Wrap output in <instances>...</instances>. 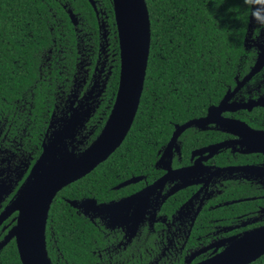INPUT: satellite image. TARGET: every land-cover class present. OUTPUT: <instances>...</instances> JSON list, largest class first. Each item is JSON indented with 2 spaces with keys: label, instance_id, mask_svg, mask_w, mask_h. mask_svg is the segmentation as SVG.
<instances>
[{
  "label": "flooded vegetation",
  "instance_id": "af4514ba",
  "mask_svg": "<svg viewBox=\"0 0 264 264\" xmlns=\"http://www.w3.org/2000/svg\"><path fill=\"white\" fill-rule=\"evenodd\" d=\"M95 3L99 12L97 16L94 11L99 39L96 57L93 61L94 52H85L86 44L76 45L77 60L71 85L60 106L55 105L50 114L41 151L30 163L21 150L22 143L15 144L13 149L0 148V185L5 182L10 187L0 202V211L42 153L43 143L60 139L53 146L55 150L64 143L78 156L89 148L106 123L118 86L117 81L113 95L106 99L107 86L113 75L114 53H110L109 44L114 33L110 31L108 16L100 1L95 0ZM63 8L66 9L65 4ZM256 17L257 21H253L255 15L251 20L252 30L245 41L246 47L255 49L253 62L238 67L232 76L233 82H225L222 93L216 91L214 98L201 104L203 109L199 115L190 118L201 121L182 130L176 143L165 150L175 125L190 119L174 125L169 138L156 150L154 170L140 174H133L131 170L124 177L118 176L110 186L109 196L103 199L90 195L62 196V193L56 197L70 183L52 199L50 207L60 199L69 205L68 210L86 222V227L82 226L77 233L78 237L81 232L87 242L86 252L81 253V259L86 263L198 264L220 253L245 233L264 227V63H255L260 51L257 43L264 44V29L254 33L262 20ZM102 23L106 38L101 31ZM77 25L74 26L76 33L80 30ZM84 37L85 33L79 40ZM105 100L109 104L105 106L109 107L108 112L105 116L102 113L95 116ZM62 103L66 104L62 106ZM87 108L89 112L85 115ZM71 113L84 116L73 136L69 137L66 135L71 132L64 133L63 128ZM98 123L100 128L96 137L84 146ZM134 177L140 178L125 183ZM144 190L146 192L140 195ZM87 199H94L98 205H115L109 212L103 209L85 213L81 208L85 201L75 206L70 203ZM16 214L11 213L1 223L0 241L14 225ZM77 229L78 226L71 225L65 233L73 236ZM90 230L94 235L85 233ZM58 237L54 226L47 225L46 221V250L51 263L73 264L70 256L64 253L66 242L59 241ZM11 240L14 238L7 243ZM247 264H264V253Z\"/></svg>",
  "mask_w": 264,
  "mask_h": 264
},
{
  "label": "trees",
  "instance_id": "16d2710c",
  "mask_svg": "<svg viewBox=\"0 0 264 264\" xmlns=\"http://www.w3.org/2000/svg\"><path fill=\"white\" fill-rule=\"evenodd\" d=\"M99 1L114 33L109 44L114 55L107 99L117 86L119 49L111 0ZM256 1L145 0L150 47L134 121L105 161L56 197L62 193L103 199L109 196L118 176L124 177L131 170L133 174L154 170L156 150L169 138L174 125L199 115L202 103L214 98L216 91L221 94L225 82H233L238 67L253 62L255 49L246 47L245 39L252 30L248 26L251 16L255 15L254 22L258 20L253 9ZM63 4L78 17L77 33ZM261 18L254 33L264 29ZM97 25L88 0H0V148L13 149L22 143L21 150L30 163L37 157L50 114L69 91L77 60L76 45L86 44L85 52H94L93 61L96 57ZM84 33V40H79ZM176 69H180L178 75H174ZM162 81L165 86H161ZM106 105L107 100L95 116H105L109 109ZM99 128L98 123L84 146L96 137ZM58 201L49 209L47 225H53L58 240L66 242L64 253L73 264H88L81 259L86 239L81 232L77 237L86 222L68 210L69 205ZM71 225L78 226L73 236L65 233ZM85 233L94 235L91 230ZM0 264H21L14 240L1 249Z\"/></svg>",
  "mask_w": 264,
  "mask_h": 264
},
{
  "label": "water",
  "instance_id": "95a60500",
  "mask_svg": "<svg viewBox=\"0 0 264 264\" xmlns=\"http://www.w3.org/2000/svg\"><path fill=\"white\" fill-rule=\"evenodd\" d=\"M88 2L98 16L95 0ZM111 2L119 49V80L115 100L103 129L89 148L78 156H75L64 143L55 150L56 147L53 146L60 142V139H54L48 144L43 143L42 153L14 196L0 211V225L11 213H17L14 225L0 241V248L14 238L21 264H52L47 254L45 239V225L52 199L63 187L86 175L107 158L122 143L134 121L144 86L150 47L149 13L145 0H111ZM253 9L256 13L258 7L254 6ZM66 10L72 24L76 26L78 24L76 13L70 7ZM252 19L253 16L248 26L251 25ZM101 28L106 38L104 23L101 24ZM248 39L246 37L245 41L247 42ZM257 46L260 51L255 60L256 65L264 63V44L257 43ZM226 98L227 96L223 97V101ZM88 110L89 108L84 111L85 115L88 114ZM83 116H79L78 113L70 114L63 130L64 133L70 131L71 134L66 136H73ZM199 119L176 124L165 150L176 143V138L182 130L201 121ZM139 178H130L125 183L137 181ZM9 188V184L2 182L0 202L3 196L9 193ZM145 192L146 190L140 195ZM84 201H89L95 208L104 209L106 212L115 205H98L94 199L80 202L73 200L70 203L75 206ZM263 253L264 227L258 231L245 233L220 253L198 264H247Z\"/></svg>",
  "mask_w": 264,
  "mask_h": 264
},
{
  "label": "snow or ice",
  "instance_id": "6c2138e0",
  "mask_svg": "<svg viewBox=\"0 0 264 264\" xmlns=\"http://www.w3.org/2000/svg\"><path fill=\"white\" fill-rule=\"evenodd\" d=\"M262 3H264V0H261ZM173 27H175V25H173ZM179 34V33H178ZM169 43H171V38H169ZM179 45H174L173 47H178ZM174 66V65H173ZM180 72V69H176V73L174 75H178ZM163 74V73H162ZM174 78V77H173ZM169 83L171 84L172 81L170 80ZM161 86H165L164 82H161ZM81 208L84 210L85 213L91 211V212H98V211H102L101 209H97L94 207V205L88 201H85L82 205Z\"/></svg>",
  "mask_w": 264,
  "mask_h": 264
},
{
  "label": "rangeland",
  "instance_id": "374dc122",
  "mask_svg": "<svg viewBox=\"0 0 264 264\" xmlns=\"http://www.w3.org/2000/svg\"><path fill=\"white\" fill-rule=\"evenodd\" d=\"M255 6L258 7V10L256 12V16H258L259 18L264 16V12H263L264 11V3H262L261 0H257L255 2Z\"/></svg>",
  "mask_w": 264,
  "mask_h": 264
},
{
  "label": "clouds",
  "instance_id": "9594fccd",
  "mask_svg": "<svg viewBox=\"0 0 264 264\" xmlns=\"http://www.w3.org/2000/svg\"><path fill=\"white\" fill-rule=\"evenodd\" d=\"M116 37H117V35H116Z\"/></svg>",
  "mask_w": 264,
  "mask_h": 264
}]
</instances>
